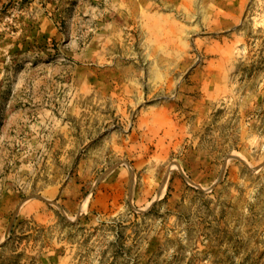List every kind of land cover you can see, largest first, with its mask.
<instances>
[{"label":"rangeland","instance_id":"1","mask_svg":"<svg viewBox=\"0 0 264 264\" xmlns=\"http://www.w3.org/2000/svg\"><path fill=\"white\" fill-rule=\"evenodd\" d=\"M0 264H264V0H0Z\"/></svg>","mask_w":264,"mask_h":264}]
</instances>
